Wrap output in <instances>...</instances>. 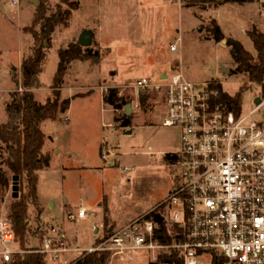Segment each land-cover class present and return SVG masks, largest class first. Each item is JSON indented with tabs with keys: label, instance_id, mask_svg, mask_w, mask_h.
Wrapping results in <instances>:
<instances>
[{
	"label": "rangeland",
	"instance_id": "obj_1",
	"mask_svg": "<svg viewBox=\"0 0 264 264\" xmlns=\"http://www.w3.org/2000/svg\"><path fill=\"white\" fill-rule=\"evenodd\" d=\"M44 1L48 7L46 15L60 8H73L74 1L79 2V8L71 10L68 25L56 26L51 45L46 46V59L39 73L41 86L34 88L35 98L40 102L47 100L58 69L60 48L77 42L75 38L86 29L94 31L95 36L84 51L90 47L98 52V57L86 54L71 61L61 95L71 99L70 109L58 120L42 123L47 135L45 149L51 152L56 146L63 151L73 149L81 154L82 160L67 157L61 166V156L54 155L51 169L38 173L37 194L42 202V215L30 204L32 228L26 236V246L37 245L38 230L55 222L67 232L71 248L79 245L86 252L153 208L162 211L164 222L172 226L178 204L166 201L181 185V178L176 176V168L166 160V155L182 148L180 130L162 125L166 112L159 92L154 91L158 95L144 108L140 103L143 92L129 84L138 77L160 80V72L178 71L197 83L220 81L226 92L236 95L248 79L243 74H230L233 60L226 40L217 43L208 38L206 27L216 18L227 36L239 39L248 51L256 53L248 31L256 24L264 32V0L228 2L218 8L191 4L188 0ZM39 2L35 5L33 0H0L2 124L9 119L5 106L11 93L22 90L21 64L32 54L34 45L32 33L25 27L32 29L42 1ZM179 38L182 39L179 50L172 51L170 44ZM109 87H117L121 94L130 96L134 112L131 125H120L116 121L119 113L104 102L103 95ZM245 93L243 110L247 113L258 96L264 98V82H253ZM105 153L107 157L103 159ZM4 169L10 187L0 191V219L11 221V205L16 200L14 181L8 166ZM19 186V194L28 193L26 177ZM64 199L67 208L62 207ZM81 207L87 210V216L69 220L68 215L77 213ZM13 246L26 248L21 247L19 240ZM168 250L142 249L132 253L133 260L112 255L110 262L152 264L160 253ZM81 253H69L66 258L75 259ZM206 258L204 255L203 260ZM62 262L60 259L59 264H65Z\"/></svg>",
	"mask_w": 264,
	"mask_h": 264
},
{
	"label": "built area",
	"instance_id": "obj_2",
	"mask_svg": "<svg viewBox=\"0 0 264 264\" xmlns=\"http://www.w3.org/2000/svg\"><path fill=\"white\" fill-rule=\"evenodd\" d=\"M181 41L171 43V50L178 51ZM129 86L159 92L166 112L162 125L180 130L182 148L174 152L177 160L173 166L181 185L166 201H174L178 210L169 226L163 212L153 208L86 252L110 250L133 260V252L162 248L175 249L184 264H264V98L254 102L249 112L243 107L236 112L213 104L216 94L210 82H194L178 71L166 73L160 80L138 77ZM106 157V153L102 155ZM158 213L162 221H156ZM87 214L81 207L68 217L74 221ZM166 227L170 243L161 241ZM40 230L37 245L18 249L13 246L17 240L11 222L0 219L1 264L15 255L73 264L74 259L67 255L84 253L80 246H69L67 232L59 224L51 222Z\"/></svg>",
	"mask_w": 264,
	"mask_h": 264
},
{
	"label": "trees",
	"instance_id": "obj_3",
	"mask_svg": "<svg viewBox=\"0 0 264 264\" xmlns=\"http://www.w3.org/2000/svg\"><path fill=\"white\" fill-rule=\"evenodd\" d=\"M41 1L42 3L38 8L32 29L25 27V30L27 28L26 31L29 30L28 32L32 33L34 45L32 46V54L29 57H25L21 64L23 77L19 84L22 90L21 92L15 90L11 93V100L5 106L9 119L3 124L0 123V141L3 144V146H0V191L2 192L3 189L10 187L9 178L4 169L5 166H8L13 176H19L21 182L25 177L28 181V193L23 194L20 192L12 203L9 214L10 222L16 233V240L17 242L18 240L20 241V245L23 248L26 246V236L28 232H31L32 228L28 214L30 204L35 206L40 217L42 215V207L37 194L38 173L40 170L49 168L52 165L53 152L44 148L47 135L42 130V123L46 120H58L62 114H66L70 109L71 99L62 98L61 95L71 61L80 59L86 54L87 56L98 57V52H93L90 47H87L88 51H84L85 47H82L78 42L70 43L67 48H60L58 69L53 78L52 91L47 95L45 102L37 100L34 88L41 86L39 73L42 71V63L46 59V46L51 45L56 26L61 23L68 25L72 16L71 10L79 8V2L74 1V4L71 2L75 5L73 8L70 7L67 10L60 8L56 12H52V15H46L48 7L44 0ZM65 1L69 2V0ZM234 1L250 2L256 0H188L191 4L214 8ZM206 28L209 33L208 38H213L217 43L226 40L233 60V69H231L230 74H243L248 79L234 96L223 89V84L220 81L211 80L210 88L216 94L213 104L240 112L243 107L245 92L250 84L253 82H264V32L256 24L248 31V35L256 48V53H253L248 51L239 39L227 36L216 18H213ZM157 95L156 92L150 94L143 92L140 95L141 106L147 108L148 101L154 99ZM103 97L106 105L111 106L115 112L119 113L116 121L120 125H131L134 112L132 115H128L126 108L128 104H131L130 96L121 94V90L117 87H109ZM166 160L172 166L177 160V154L174 152L168 153ZM40 229L37 232L38 235L35 234L38 240L42 236ZM176 237L180 238V235ZM161 241L163 243L172 242V237L169 235L167 227ZM112 255L113 253L110 250L84 252L74 259L73 264H111ZM158 263L184 264L175 249L160 253L156 262H152V264ZM4 264L51 263L44 256L15 255L9 262Z\"/></svg>",
	"mask_w": 264,
	"mask_h": 264
},
{
	"label": "water",
	"instance_id": "obj_4",
	"mask_svg": "<svg viewBox=\"0 0 264 264\" xmlns=\"http://www.w3.org/2000/svg\"><path fill=\"white\" fill-rule=\"evenodd\" d=\"M34 4L35 5H39V0H33ZM95 36V32L90 30V29H86L82 32V34L75 40H77V42L82 46V47H86V46H90L92 41H93V38ZM226 71H228V68H225ZM255 102L256 103H260L261 102V97H257L255 99ZM127 113L128 115H132L133 112H132V105L131 104H128L127 105ZM13 181H14V186H13V196L15 198H17L19 196V189H20V186H19V176L15 175L13 176ZM163 220V216L161 214H157L156 216V221H162Z\"/></svg>",
	"mask_w": 264,
	"mask_h": 264
},
{
	"label": "crops",
	"instance_id": "obj_5",
	"mask_svg": "<svg viewBox=\"0 0 264 264\" xmlns=\"http://www.w3.org/2000/svg\"><path fill=\"white\" fill-rule=\"evenodd\" d=\"M166 73H168L167 71H162V72H160V74H159V76L162 78V77H164L165 75H166ZM46 150L47 151H50L48 148H46ZM53 155H52V161H53V156L55 155V156H61V166H64V164H63V161H65V159L68 157V158H70V159H75V157H74V155L75 156H77V158L78 159H75V160H79V161H81L82 160V156H81V154L80 153H78L77 151H75V150H66V151H63L60 147H57L56 146V148H54L53 150ZM54 156V157H55ZM52 161H51V163H52ZM52 167V166H51ZM51 167L50 168H47V169H51ZM39 197V199H40V196H38ZM42 202H41V199H40V204H41ZM62 207L63 208H67V204H66V202H65V199L63 200V203H62ZM84 208V207H83ZM153 208V207H152ZM151 208V209H152ZM77 246H79V245H77ZM153 261H156L155 259L153 260Z\"/></svg>",
	"mask_w": 264,
	"mask_h": 264
},
{
	"label": "bare ground",
	"instance_id": "obj_6",
	"mask_svg": "<svg viewBox=\"0 0 264 264\" xmlns=\"http://www.w3.org/2000/svg\"><path fill=\"white\" fill-rule=\"evenodd\" d=\"M74 157H75V159H78L77 156L74 155Z\"/></svg>",
	"mask_w": 264,
	"mask_h": 264
}]
</instances>
